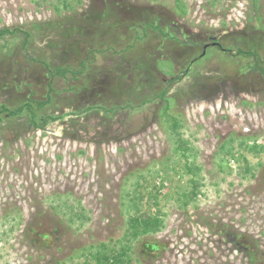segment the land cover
Listing matches in <instances>:
<instances>
[{"label": "rangeland", "instance_id": "rangeland-1", "mask_svg": "<svg viewBox=\"0 0 264 264\" xmlns=\"http://www.w3.org/2000/svg\"><path fill=\"white\" fill-rule=\"evenodd\" d=\"M116 1L118 12L109 9L105 22L117 25L111 35L99 32L101 46V38L93 43L92 29L104 20L105 0H0V32L17 30L0 36V106L26 94L27 82L38 92L35 98L44 96L50 78L27 53L78 68L87 46L123 48L134 33L142 34L126 59L107 53L91 65L86 89L94 94L90 103L99 106L94 111L76 117V108L86 107L83 96L56 78L59 96L45 113L65 115L62 120L45 131L25 118L0 123V264H99L92 256L97 248L111 253L127 244L128 216L136 214L127 209V192L132 198L135 189L143 196L136 201L141 212L159 213L164 228L128 242L133 264H264V151L251 149L264 147V73H247L238 59L211 48L201 65H193L197 78L182 76L168 90L170 113L181 119V132L204 168L201 193L185 207L177 192L189 177L179 174L183 161L174 152L163 105L145 100L164 88L159 81L180 76L198 49L172 45L176 32L166 39L148 29L144 36L142 27L177 25L178 39L196 44L217 36L232 53L259 36L264 47V0H180L185 13L177 0ZM22 31L32 35L26 50ZM261 55L264 67L262 48ZM169 57L173 69L167 68ZM139 58L147 66L142 74L155 83L132 94L130 107L107 112L132 81L129 64ZM16 78L24 82L19 94L8 89ZM197 81L205 86L195 96L186 94ZM173 165L174 171H161ZM156 191L158 205L149 199ZM148 244L158 249L145 252Z\"/></svg>", "mask_w": 264, "mask_h": 264}, {"label": "trees", "instance_id": "trees-1", "mask_svg": "<svg viewBox=\"0 0 264 264\" xmlns=\"http://www.w3.org/2000/svg\"><path fill=\"white\" fill-rule=\"evenodd\" d=\"M107 1L108 2L106 3V0H105L106 5H104L106 9L103 10V13H100V16L102 15L104 20L100 21V24L97 25V29L96 28L92 29V32L95 31L94 34L96 37L95 40H92L93 43L97 41V38H101L99 37V35H101L99 32L104 33L105 34L104 36L111 35L112 31H110L109 29L115 28V26L117 25V24L115 25L112 22H109V23L105 22L106 21L105 15L109 9L110 10L112 9L118 12L120 1L119 2L116 0L114 1L107 0ZM255 1H258V0H255ZM255 4L256 3H253V6L256 10H258V6H256ZM177 7L178 8L182 7L183 13L186 12L185 5L182 3V1L177 0ZM120 9H123V8H120ZM127 13H129V11H127ZM142 25H144L142 26L144 28L143 29L144 36H149L147 30L151 29L155 33L161 34V36L166 39L170 38L169 33L165 31L163 28H161V26L158 24L148 23L145 26V24L143 23ZM16 31L17 30H11L9 28H6L4 30H1L0 36L2 37L4 34L14 35ZM22 32H24V35H25L24 40H23L24 41L23 47L26 50L30 43V38L32 37V35L28 31H22ZM134 34L135 35L133 36L134 37L133 40L130 39L131 42L129 41L126 42L125 44L126 46L123 48L121 47L123 44L118 45V47L104 46L103 48H97L94 46V44H92V46H87L84 49V51L86 50L87 53L85 57H83L80 60V64L78 68H74L69 63L63 64V65H55L50 62H46L43 59L32 58L27 53V57L29 59H32V61H36L40 63L42 67L45 68V70L47 71L48 76L50 78L49 83L47 84V90L44 96L40 98H35V96L38 95V92L32 89L33 86L30 85L29 82L24 83L22 80L17 79V78L15 80H10L8 82L9 83L8 89H10L13 86V88L15 87V89L17 90L16 92L19 94L23 91V86L25 84L26 86H28L29 90L28 92H26V94L21 96V98L17 97V99L15 100L9 99V103L1 104L0 123L6 118L8 119L25 118V123L28 126L34 129H40V130L45 131L47 126L50 124V122L62 120L65 117V115H54L53 113L52 114L45 113L47 108L51 104H53V102L55 101V97L59 96V93H57V91L55 90L53 86V81L56 78H62L68 82V85H69L68 91H71L75 95H79L81 97L83 96V99H84L83 101L85 102L86 107H84V109L81 107H77L75 111L76 117H79V115L81 114H86L88 112L90 113L94 111L96 109V106L97 107L99 106L97 104L94 105L93 103H90L92 102V98L94 94L92 93V91H90V89H86L89 86V79H87L88 77L87 72L91 68V65L95 63L94 61L98 59V55H106L107 53L108 54L111 53L114 56L118 58H122V59L123 58L126 59L127 56L129 57V53L131 52V50L137 47L136 42H138V40H142V34L140 32H136ZM104 36L98 42H96L98 45L99 44L101 46L104 45V42H105ZM117 36L119 35H116L110 38L115 39V37ZM122 37L124 36L120 35V38ZM228 37L229 38L226 41L227 43H232L235 40L234 38L230 37V35ZM172 41H173L171 43L172 45L175 43H179L182 46H187L189 44L193 49H198V51L195 52V55L193 54L194 56L190 60H188L189 61L188 65L187 67H184L183 73L180 76H178L177 78L172 77L166 83L164 80L159 81V84L163 85L164 88L160 92H158L156 95H154L151 99L145 100V101H148L149 103H153L158 100L159 104L163 105L162 117H163V121L169 127L172 140L175 144L174 152L178 159V163L180 164V161H183L182 166L180 165L182 174L181 173L179 174L189 177L187 185L183 188L180 187L177 192L178 197H180L178 198V200L182 201V204L186 207L189 205L188 204L189 202L196 199L198 195H200L201 193L200 189L204 185V180H205L204 176H202V171L204 170V168L197 163L196 161L197 153L195 152L194 147L192 146L189 140L184 138V135L181 132V128L183 126L181 119H179L178 117L170 113L171 108H172V98L171 96L168 95V90L175 83L181 81L182 76H188L190 73H192L193 77L197 78V74L193 72V65L195 64L194 67L197 64L201 65L202 62L206 58H208V53H206L205 56H201L203 51L205 50L203 48L204 43L197 42L198 44H196L195 41L190 42L189 39H186L184 41H180L179 39H173ZM250 41L251 40H245L244 42L248 43ZM245 43H243L242 45L241 44L238 45L237 51L235 53H232L231 48L229 47L227 49L226 46H224L223 44H219L220 48L219 47H215V48L219 50V52L226 53L231 58L238 59L239 60L238 63L242 64L243 66L242 69H245L247 73L248 72L264 73V67L260 63L261 62L260 60L262 57L261 48L264 49V47L262 46V36H259L255 40H252L253 45L249 44L248 47L246 48L243 46ZM168 59H171L172 66L167 65V68L169 67L170 69H173L174 67L173 59L170 57ZM144 60L145 58L144 59L139 58V59H136L135 61H132L129 64L130 65L129 72H131L130 74L133 75L132 76L133 79L132 81L131 80L128 81L125 89H120V91H118L121 94V96L118 97V99H116L117 106L114 105L111 108H109V110L106 109L107 112L115 111L116 108L122 109L123 107L124 108L130 107L131 98H133L132 94L136 95L137 92H140L142 90L144 91L145 88L148 86V84L155 83V81L153 80L151 81L149 77L147 78L146 76L142 74L144 67H147V66H144L146 65ZM157 60L158 59L154 57L153 61H157ZM162 69L163 68L160 69L159 67L155 65V70L158 71V73ZM124 77L125 75L121 73L120 78H124ZM133 80L135 81V83H133ZM70 81H73L74 84H71ZM204 86H205L204 82L197 81L191 86V89L190 88L187 89L188 91L186 92V94L192 95L195 92L194 93V96H195V94L198 91L197 88H202ZM123 95H125L124 98H123ZM251 149H258V150L260 149L264 151V147L262 146H258V147L254 146V147H251ZM229 153L233 154V156L235 155L233 150H230ZM175 168H176L175 165H173L172 167L166 166L162 168L161 171L163 173L165 172V174H168L169 171H174ZM159 176H160V171H157L155 180ZM138 186H140L139 183H137V187ZM135 192H137V189H135L134 194L132 195V198L130 196L131 193L127 192V196L129 197V200H130V204L127 205V209L129 211L134 209L136 213V214H133V215L131 214L128 216V230L126 233L127 244L122 245V247L119 250H116V249L113 250L111 253L104 252V250H102L103 248L102 249L97 248L95 250V253H92L93 258L96 259L97 263L99 264H103V263L105 264H133V258L131 256V252L133 248L131 244H129L128 242L133 241V240H138L140 237H143V236L157 234L158 232H161L162 229L164 228L163 220L160 217L159 213L152 215V214H148V213L146 214L144 212H141L140 204L137 203L136 201H138L139 199H143V196L142 195L140 196L137 193L135 195ZM159 195H161L160 191H156L155 193L151 192L149 199L154 200V205H158ZM76 215L80 216L79 213H77ZM43 237H44L43 238L44 240L48 239L46 235ZM156 249H158V246L156 244H148L146 245L145 252L150 251L152 253L156 251Z\"/></svg>", "mask_w": 264, "mask_h": 264}, {"label": "flooded vegetation", "instance_id": "flooded-vegetation-1", "mask_svg": "<svg viewBox=\"0 0 264 264\" xmlns=\"http://www.w3.org/2000/svg\"><path fill=\"white\" fill-rule=\"evenodd\" d=\"M165 31H167L168 33H169V36L170 37H172V33L174 32H176V36L175 37H172V39H178V37H177V35H178V33L180 34L181 32H182V30L179 28V27H177V25H173V27L170 29V30H166V29H164ZM214 38V39H213ZM185 39H189V38H185ZM209 39H210V42L209 43H207V44H204V51H203V53L205 52V54L203 55V53H202V55L201 56H205L206 55V53H208V49L209 48H215V47H219V44H222L220 41H219V37H217V36H211V37H209ZM193 42V40H190V42ZM171 42H173V41H171ZM170 42V43H171ZM220 48V47H219ZM223 50H224V48H223ZM174 78H177L178 76H173ZM165 81V80H164ZM167 81H165V83H166Z\"/></svg>", "mask_w": 264, "mask_h": 264}, {"label": "water", "instance_id": "water-1", "mask_svg": "<svg viewBox=\"0 0 264 264\" xmlns=\"http://www.w3.org/2000/svg\"><path fill=\"white\" fill-rule=\"evenodd\" d=\"M214 39V38H213ZM205 54V52L203 53V55Z\"/></svg>", "mask_w": 264, "mask_h": 264}]
</instances>
